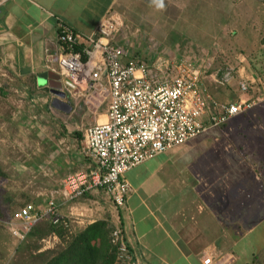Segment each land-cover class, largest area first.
Here are the masks:
<instances>
[{
	"label": "crops",
	"instance_id": "crops-1",
	"mask_svg": "<svg viewBox=\"0 0 264 264\" xmlns=\"http://www.w3.org/2000/svg\"><path fill=\"white\" fill-rule=\"evenodd\" d=\"M129 5L130 0H11L0 6V75L8 77L20 89L16 91L25 97L24 101L17 103L27 113L23 111L22 120L26 119L29 123L37 121L39 124L34 138L28 135L26 141L36 158V186L44 190V194L48 192L41 202H47L53 192L61 189L67 175L91 166L90 160L83 154L84 131L107 119L105 104L97 107V112L93 114L95 117L91 112H85V120L74 116L78 108L87 104L81 97L84 86L78 89L75 99L70 98L74 109L66 112L53 105L55 96L48 85L40 82V77L46 72L60 75L58 55L62 50L57 39L59 21L68 23L86 38L95 32L103 18L111 14L119 16L129 28L131 22L125 19L130 11H126ZM234 57L235 63L229 65V69L234 70L235 77L228 85L233 88L226 95L214 96L225 103L254 97L264 89L261 77L254 72L246 55L239 53ZM213 75L216 74L209 76L215 80ZM241 81H256L258 89L252 94H244L239 88ZM215 84L217 88L221 87ZM201 88L211 94L204 86V79ZM59 117L77 120H55ZM221 128L227 130L226 134H209L220 128L209 130L129 171L126 178L132 185V192L125 207L117 208L104 193L89 194L69 203L57 195L60 212L71 220H81L82 223H77L83 225V218L87 215L85 211L92 203L106 204L113 225L123 228L125 245L134 257L133 264H203L212 248L234 259L229 251L235 245L237 230H251L254 213L264 214V200L259 211L252 210L258 199L264 198V166L261 170L257 165L250 169L244 166L237 171L233 183L230 182L229 190L224 191L214 177L215 172L221 171L220 155L223 152H218V157L197 152V160L193 148L189 149L199 145L208 147L210 141H228L233 143L230 147L238 148L245 157L264 156V103L233 117ZM206 134H209L206 139L201 138ZM246 137L257 139L252 146L256 149L244 150L243 147L249 143L247 140L244 142ZM240 152L227 154L230 158H242ZM223 160L230 161L225 152ZM257 162L255 164H259ZM261 162L264 165V160ZM228 172L231 173L230 170ZM238 177L241 182L237 181ZM223 192L226 193L223 195ZM86 200L92 203H84ZM223 200L231 205L221 214L216 206L225 203Z\"/></svg>",
	"mask_w": 264,
	"mask_h": 264
},
{
	"label": "built area",
	"instance_id": "built-area-1",
	"mask_svg": "<svg viewBox=\"0 0 264 264\" xmlns=\"http://www.w3.org/2000/svg\"><path fill=\"white\" fill-rule=\"evenodd\" d=\"M10 1L0 0V6ZM124 27L122 19L111 14L101 20L92 35L83 38L68 23L59 21L57 39L62 52L58 64L64 100L71 106L70 98L75 99L84 86L81 97L94 112L105 104L107 119L84 131L83 154L91 166L67 175L45 207L28 203L13 213L7 228L15 240L25 242L42 221L62 222L57 195L69 203L104 193L117 208L125 207L132 192L126 178L129 171L264 103V89L257 96L234 103L218 101L201 88L212 62L203 66L190 58L171 62L156 53L148 58L134 55L122 43ZM234 73L227 70L213 77L217 84L226 86ZM256 84L241 81L239 88L249 95L258 89ZM121 234L117 227L115 244L121 241ZM122 249L125 251L124 245ZM213 253L203 264H219L223 254L217 249Z\"/></svg>",
	"mask_w": 264,
	"mask_h": 264
},
{
	"label": "rangeland",
	"instance_id": "rangeland-1",
	"mask_svg": "<svg viewBox=\"0 0 264 264\" xmlns=\"http://www.w3.org/2000/svg\"><path fill=\"white\" fill-rule=\"evenodd\" d=\"M130 3L131 5L126 9L130 11L125 15L126 21L131 22L130 27H124L121 37L124 38L122 43H126L134 55L148 58L156 53V55L169 57L171 62L190 58L203 66H206L209 61L212 62V68L207 75L205 74L204 86L217 97L226 95L233 87H229L228 84L217 88L215 80L210 77L211 74L220 76L223 72L230 70L229 65L233 66L235 63L234 55L243 53L249 59L254 72L261 77L264 85V0H133V3L130 0ZM174 72L175 70H171V73ZM10 86L11 90H9ZM16 90L20 89L16 88L8 77L0 75V169L4 174V176L0 175V264H44V259H40L43 258L40 253L47 246L58 248L62 243L59 237L52 234L41 239L40 235L43 234L45 227H39L40 229L35 230L34 235L32 233L25 242H19L12 237L7 228V221L11 219L15 211L28 203H36L43 207L46 202L41 201L48 194V192L44 194V190L36 186V158L34 150L27 145L26 141L28 135H33L34 138L39 124L37 125V121L29 123L30 121L26 119L22 120L24 112L26 115L27 113L17 103L24 101L25 97ZM258 94L260 92H257L255 96ZM84 106L81 109L78 108L74 116L85 120L83 118L85 112H91V115L95 117L94 108L89 104ZM64 119L77 120L65 117ZM64 119L59 117L55 120ZM230 126L229 124L228 128ZM213 132L225 133L227 130L220 128L209 134ZM209 134L201 138L206 139ZM246 140L249 143L243 148L247 151L252 148L257 139L250 140L246 137L244 142ZM208 143L210 144L208 147L199 145L189 150L193 148L196 153L194 157L197 160L199 154H207L210 157L214 154L218 157V152H223L220 155L222 156L221 171L214 174L221 185V190H229L230 182L233 183L237 171L244 169V166L250 169L257 165L258 170L264 166L261 162L264 156L245 157L238 148L230 147L232 142L210 141ZM235 151L240 152L242 158L235 159L228 156V152L235 153ZM224 152L226 158L230 159L229 162H224ZM257 161L259 164H255L258 163ZM180 170L183 173V168ZM229 170L231 173L228 172ZM237 181L241 182V179L238 177ZM224 193L226 192H223V195ZM263 200L264 198H259L252 210L259 211L263 206ZM224 202L216 206L221 214L225 213L231 205ZM84 203L92 202L86 200ZM100 204L92 203L90 209L85 211L87 215L82 217L83 225L77 223L78 220L76 221L75 218L71 220L62 213L61 219L63 222L70 223L72 233L98 220L107 219L112 222L108 207L106 204L102 205V202ZM185 215L188 214L185 213ZM254 218L250 226L251 230L243 229L242 232L237 230L238 237L234 240L235 245H232L229 251L234 259L221 252L223 255L219 264H264V214L254 213ZM44 240L48 242L44 243ZM214 251L215 249L212 248L208 253L211 254Z\"/></svg>",
	"mask_w": 264,
	"mask_h": 264
},
{
	"label": "trees",
	"instance_id": "trees-1",
	"mask_svg": "<svg viewBox=\"0 0 264 264\" xmlns=\"http://www.w3.org/2000/svg\"><path fill=\"white\" fill-rule=\"evenodd\" d=\"M0 175L4 176L1 169ZM39 227H45L43 234L40 235L41 239L54 234L62 241L58 248L47 249L40 253L43 257L40 259H44V264H133L134 262L131 250L125 245L122 227H120L121 241L117 244L113 242V234L117 226H114L110 220H98L75 233L71 232L70 223L66 225L62 221L55 224L52 220H45L34 228L33 235ZM123 245L125 251L122 249Z\"/></svg>",
	"mask_w": 264,
	"mask_h": 264
},
{
	"label": "water",
	"instance_id": "water-1",
	"mask_svg": "<svg viewBox=\"0 0 264 264\" xmlns=\"http://www.w3.org/2000/svg\"><path fill=\"white\" fill-rule=\"evenodd\" d=\"M40 82L44 85H48L51 92L55 96L53 105L59 109L66 112H70L72 107L64 102L66 95L62 91V78L60 75L54 72H46L40 77Z\"/></svg>",
	"mask_w": 264,
	"mask_h": 264
}]
</instances>
